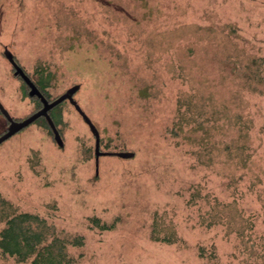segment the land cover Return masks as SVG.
Returning <instances> with one entry per match:
<instances>
[{
    "label": "rangeland",
    "instance_id": "obj_1",
    "mask_svg": "<svg viewBox=\"0 0 264 264\" xmlns=\"http://www.w3.org/2000/svg\"><path fill=\"white\" fill-rule=\"evenodd\" d=\"M5 48L51 72V99L82 84L101 150L135 153L96 176L69 101L63 147L42 122L0 145V196L82 236L73 264H264V0H0V101L21 120L36 102Z\"/></svg>",
    "mask_w": 264,
    "mask_h": 264
},
{
    "label": "trees",
    "instance_id": "obj_2",
    "mask_svg": "<svg viewBox=\"0 0 264 264\" xmlns=\"http://www.w3.org/2000/svg\"><path fill=\"white\" fill-rule=\"evenodd\" d=\"M19 2H21V0H19ZM40 69H42V67ZM43 69L40 71V77L38 80H34L25 70L24 71L31 77L45 97L49 100H53L51 99L50 93L47 90L50 85L52 74L51 72L45 74ZM18 78L24 84L26 95L36 102L37 110L40 109L42 107L40 99L37 96H30L29 87L21 77ZM82 83L84 84L85 82L82 81ZM78 85L80 86V90L82 84ZM140 94L141 96H148L146 89H143ZM62 104L63 103L59 104L49 111L57 127L61 121V113H58V111L60 110ZM96 109L94 108L93 111H96ZM38 122H42L53 135V132L44 117L37 119L34 123ZM7 123L9 124L8 121ZM26 128H24L22 131H24ZM98 130L101 131V128ZM117 147L121 148L125 146ZM123 150L125 151L126 148H123ZM91 221L93 222L94 226L101 230H110L114 227V224L102 223L97 217L92 218ZM0 222H4V227L0 231V252L4 256L13 257L19 263L73 264L75 260L68 252L69 245L82 246L84 243V238L82 236H76L72 239L60 236L56 231V228L49 224L45 218L40 217L38 214L29 212H18L10 202L1 196Z\"/></svg>",
    "mask_w": 264,
    "mask_h": 264
},
{
    "label": "water",
    "instance_id": "obj_3",
    "mask_svg": "<svg viewBox=\"0 0 264 264\" xmlns=\"http://www.w3.org/2000/svg\"><path fill=\"white\" fill-rule=\"evenodd\" d=\"M5 56L8 59V61L11 63V65L13 66L15 76L21 77L23 79V81L29 87L30 96H37L42 103V107L24 119L16 120L10 115L9 111L4 107V105L0 101V112L3 114V116L9 122V125H8V128L6 129V131H4L0 135V145L3 142L7 141L12 136H14L15 134L22 131L24 128L33 124L37 119L44 117L46 119V121L48 122V124H49V126L53 132L54 140L56 141L58 146L63 147L64 146L63 138H62L61 133H60L58 127L56 126L53 118L51 117L49 111L51 109H53L54 107L58 106L59 104L65 102V101H69L74 106V108L78 111V113L82 116L83 120L86 122V124L89 126L91 132L95 136L96 176H98V173H99V160H100V157L102 155H106V154L117 155L123 159H130V158H133L135 156V153L130 152V151L104 152L101 150V137H100V132H99L97 126L93 123L91 118L88 116V114L83 110L81 105L75 99V94L79 90V87H80L78 84L71 86L65 92H63L61 95L54 98L53 100H49L40 91V89L37 87V85L31 79V77L17 63L13 53L8 48H5Z\"/></svg>",
    "mask_w": 264,
    "mask_h": 264
}]
</instances>
